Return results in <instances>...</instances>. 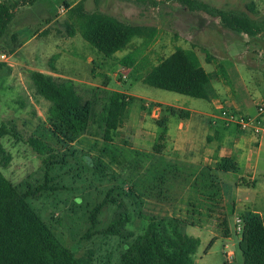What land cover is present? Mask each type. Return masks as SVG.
<instances>
[{
  "label": "rangeland",
  "instance_id": "rangeland-1",
  "mask_svg": "<svg viewBox=\"0 0 264 264\" xmlns=\"http://www.w3.org/2000/svg\"><path fill=\"white\" fill-rule=\"evenodd\" d=\"M0 1L8 5L14 2ZM76 1L34 0L30 4L20 2L13 10L14 17L0 40V47L12 48L11 35L17 34L13 52L0 48V52L8 56V60L1 61L6 66L0 68V124L14 123L24 138L30 134L48 133L47 110L50 103L36 91L32 82L31 74L36 70L72 80L83 97L95 98L97 108L112 90L130 97L126 118L118 127L112 144L104 145L100 136L94 133L95 125L91 124L88 133L81 135L73 144L65 145L64 149H69L67 154L73 153V157L67 158V165L55 166L51 172L55 177L53 184L65 189L31 200L42 219L76 257L91 252L92 264H118L125 248L124 240L101 234L86 238L88 211L102 200L106 189L113 184L108 176L99 178L94 164L96 156L121 176L119 183L123 179V187L127 189L139 183L141 178H150L153 174L150 169L161 159L167 164L175 160V155L170 152V139L179 118L168 116L166 138L161 142L163 149L157 153L152 147L156 122L149 116L155 107L161 111L170 104L211 113L216 103L233 98L242 111L254 113L257 112L259 95L264 106V0H198L220 10L248 15L261 28L254 35L233 31L219 17H212L204 11H190L183 0H84L87 11L98 9L125 22L157 28L153 39L133 38L111 58H104L78 32L68 33L65 2ZM176 47H194L201 65L212 74L214 95L209 100L153 87L139 78V73L147 71ZM201 48L214 56L211 63L206 62ZM126 55L131 56L134 65L125 59ZM217 63L223 68L219 75L214 73L218 69ZM132 68L136 69L131 73ZM120 71L127 74L125 78ZM193 122L191 119V124ZM156 130L158 133L157 126ZM0 145L11 158L7 166L0 165V171L7 180L14 185L43 181L41 158L20 138L7 134L0 138ZM111 161L119 164L111 165ZM174 162L187 166L182 161ZM200 164L199 170L204 168ZM111 169L107 170L108 173ZM259 169L264 170V150L260 155ZM164 170L162 168L161 175ZM178 171L187 176L186 169ZM166 172H169L166 178L171 176V170ZM224 176L232 182L237 177L232 173L223 174L222 178ZM232 189L231 200L238 199L241 204L184 205L187 192H183L177 197L170 195L167 201L150 199L137 207L126 205L129 212L133 210L142 215L133 216L127 227L137 236L146 227L148 217L175 218L182 221V233L199 239V247L193 256L194 264H242L238 248L240 234L236 231L235 221L243 214L255 211L264 221V179L257 176L255 184L242 185L238 193ZM245 197L249 199L245 200ZM116 212L113 206L102 210L95 230L101 232Z\"/></svg>",
  "mask_w": 264,
  "mask_h": 264
},
{
  "label": "trees",
  "instance_id": "trees-1",
  "mask_svg": "<svg viewBox=\"0 0 264 264\" xmlns=\"http://www.w3.org/2000/svg\"><path fill=\"white\" fill-rule=\"evenodd\" d=\"M33 1L14 0L12 5L0 1V40L14 17L13 10L20 2L30 4ZM183 4L190 11H204L212 17H219L224 25L233 31L247 35L261 31L244 13L220 10L198 0H183ZM65 5L68 10L65 20L68 33L73 35L78 32L104 58H111L116 52L123 50L133 38L149 41L157 34V28L152 25L125 22L98 9L87 11L84 0L70 4L65 2ZM16 40L17 34L13 33L12 48H0L13 52ZM201 49L206 62L211 63L215 59L214 56L205 48ZM125 59L134 65L130 55H126ZM4 66L6 64L0 61V68ZM217 68L214 73L219 75L223 72L220 63H217ZM135 69L132 68L131 73ZM138 76L145 84L183 95L206 100L214 95L211 86L213 76L201 65L194 47H176L169 55ZM31 78L36 91L50 103L47 110L48 133L30 134L24 138L17 132L14 123L3 122L0 124V138L11 133L29 146L41 158L44 179L36 184L14 185L0 171V264H92L91 252L76 257L62 244L32 206L31 200L65 189L56 183L53 184L55 177L51 176V172L55 166L67 165V158L73 157V153L67 154L69 149H64L65 145L73 144L81 135L88 133L91 124L95 125L94 133L100 136L104 145L112 144L118 127L126 118L130 97L124 92L112 90L97 108L95 98L83 97L70 79L55 77L38 70L32 72ZM142 108H145V105H142ZM189 114L186 109L170 105L161 109V114L155 121L158 128L157 144H160L153 147L154 151L160 153L163 149L161 142L166 138L168 116L182 119ZM10 160V155L6 154L0 145V165L5 167ZM165 162L161 159L159 164L150 169V173H153L150 178H141L139 183L125 189L124 180L119 183L121 176L101 157L95 158V170L99 178L108 176L113 184L106 189L102 200L96 202L88 211L89 228L86 238L92 234H101L124 240L125 248L118 264H194L193 256L199 247V239L182 233V221L175 218L163 220L148 217L142 233L134 236L127 226L133 216L142 215H137L133 210L129 212L126 205L137 207L150 199L167 201L170 200V195L177 197L183 192H187L184 205H221V186L215 172L227 173L235 169L228 159H222L214 172L210 167L198 170L174 161L169 164ZM113 163L111 161V165ZM162 168L171 170V176L166 178L169 173L166 170L161 175ZM181 168L188 171L187 176L179 174L178 170ZM109 169L111 170L108 173ZM108 206L115 207L117 212L101 232L96 231L95 227L100 223L98 217ZM241 218L243 223L238 248L242 264H264V221L251 212L243 214Z\"/></svg>",
  "mask_w": 264,
  "mask_h": 264
},
{
  "label": "crops",
  "instance_id": "crops-1",
  "mask_svg": "<svg viewBox=\"0 0 264 264\" xmlns=\"http://www.w3.org/2000/svg\"><path fill=\"white\" fill-rule=\"evenodd\" d=\"M261 103L263 104V100L259 95L256 104L258 106ZM220 104L227 108L238 110L245 115L258 116V112L247 113L242 111L240 105L233 98L224 103H216L211 113L186 109L190 114L186 118L179 119L177 128L171 135L170 152L175 155V160L173 161L185 162L188 167H195L198 170L201 162L203 167L212 166L210 168L213 172L216 171L222 159H228L235 166V169L227 173L215 172L221 186V205H229L230 203L239 205L242 203L240 200H231L232 188L238 193L241 192L242 185L255 184L257 176L264 179V170L259 169L260 155L264 150V106L260 117L261 131L258 134H251L248 131H241L234 124L225 123L220 119H217L216 123L213 124V116L218 113L217 108ZM141 110L146 111L142 108ZM141 110L138 113L139 115L142 112ZM149 113V116L153 117L154 121H156L161 111L159 107H155ZM191 119H194L193 124H191ZM156 126L155 124L152 147H155L157 144ZM195 162H198L200 165ZM230 173L237 176L233 182L226 180V176L222 178L223 174ZM247 199L249 198L245 197V200ZM253 213L258 212L255 211Z\"/></svg>",
  "mask_w": 264,
  "mask_h": 264
},
{
  "label": "built area",
  "instance_id": "built-area-1",
  "mask_svg": "<svg viewBox=\"0 0 264 264\" xmlns=\"http://www.w3.org/2000/svg\"><path fill=\"white\" fill-rule=\"evenodd\" d=\"M8 60V56L5 53H0V61ZM122 73V77H126V73L124 71H120ZM218 113L215 114L212 119V123H216V120H223L225 123L234 124L241 131H248L251 134H258L261 131V127L259 123L261 122V114L263 112L262 104L257 106L258 116L252 117L249 115H245L238 110L230 109L222 104L218 106ZM236 231L238 233L241 232V227L243 223V219L241 217L236 218ZM232 255V254H228Z\"/></svg>",
  "mask_w": 264,
  "mask_h": 264
}]
</instances>
